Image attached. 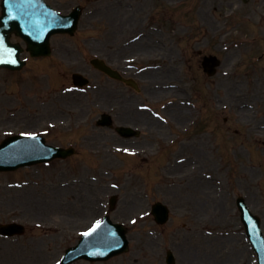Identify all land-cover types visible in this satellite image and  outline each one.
Returning <instances> with one entry per match:
<instances>
[{"label":"rangeland","instance_id":"obj_1","mask_svg":"<svg viewBox=\"0 0 264 264\" xmlns=\"http://www.w3.org/2000/svg\"><path fill=\"white\" fill-rule=\"evenodd\" d=\"M46 1L61 12L77 6L85 12L74 38L52 39L55 53L47 65H35L19 74L0 70V119H9L0 126V141L7 131H18L17 124L20 131L41 129L45 121L33 119L42 114L41 98L60 93L71 83L74 72L87 77L94 87L72 98L63 96L57 105L46 104L48 118L65 103L73 104L63 120L68 126L53 133L50 140L75 147L76 155L50 166L0 174V221L15 217L28 225L51 227L33 231L35 243L29 242V234L27 241L15 244L20 246L15 251L7 250L3 243L0 264H53L63 252L57 254V243L87 227L73 223L74 213L78 212L74 219L82 222L86 217H102L104 201L114 195L119 199L118 209L111 215L114 221L131 223L158 201L167 204L172 213L161 228L151 218L130 226V253L106 264H163V242L169 241V234L188 235L190 230L222 233L221 240L215 239L221 243H186L181 255L176 252L178 261L257 264L235 203L239 196L244 197L264 229V131L258 130L264 124V109L250 121L252 114L246 107L252 98L248 96L250 81L253 103L264 101V63L253 61L264 51V0ZM141 32L147 34L145 43H138L131 52H120V42ZM251 36L255 40L249 43ZM152 39L158 46H167L171 54L163 58L159 49H152ZM195 50L221 59L217 75L203 74ZM68 52V58L77 64L69 66L64 60ZM101 54L115 68L135 54L144 59L135 62L139 67L158 64V71L147 76L153 80L151 84L167 82L171 91L163 94L152 88L149 95L140 93L132 103L129 91H123V101L115 100L108 92L117 93L122 87L90 65ZM144 79L138 78L141 85ZM41 82L48 83L47 87L36 88ZM53 86L58 87L53 90ZM150 99L162 100L154 109L165 122L149 113L151 120L134 115L133 106ZM168 100L170 105L162 112V103ZM195 103L200 111L206 107L201 113L205 122L188 131L190 122L199 118ZM110 106L118 107L110 112L113 117L122 114L115 118V126L139 124V138L124 140L114 129L96 127ZM124 147L135 149L138 155L123 154L119 150Z\"/></svg>","mask_w":264,"mask_h":264},{"label":"water","instance_id":"obj_2","mask_svg":"<svg viewBox=\"0 0 264 264\" xmlns=\"http://www.w3.org/2000/svg\"><path fill=\"white\" fill-rule=\"evenodd\" d=\"M20 1H21L22 3H24L25 5L29 3L28 0H20ZM10 3H11L15 8H17V6H15L13 2L10 1ZM14 14H15V11H14ZM19 14H20V13H19ZM11 17H12V16H11ZM18 17H19V16H18ZM10 19H13V18H10ZM23 19H24V20H22V21L20 20V21H21V24H22L25 28H27L28 25H32V24H33L32 22H26V20H27L28 18H25V16L23 17ZM18 21H19V20H18ZM27 23H28V25H27ZM9 24H10V25H14V27H16V28H17V26H18L16 23H14V21H13V22H10ZM26 25H27V26H26ZM36 26H37V29L40 28L39 25H36ZM0 28L5 29V25H1ZM214 60H215V59H214ZM214 60H208V64H209L211 67H213L214 65H216Z\"/></svg>","mask_w":264,"mask_h":264},{"label":"bare ground","instance_id":"obj_3","mask_svg":"<svg viewBox=\"0 0 264 264\" xmlns=\"http://www.w3.org/2000/svg\"><path fill=\"white\" fill-rule=\"evenodd\" d=\"M89 212H92V211H89ZM222 264H225V263H222Z\"/></svg>","mask_w":264,"mask_h":264}]
</instances>
